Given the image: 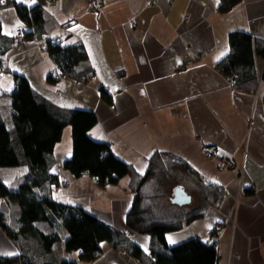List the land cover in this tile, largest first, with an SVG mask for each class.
Instances as JSON below:
<instances>
[{
	"label": "crops",
	"instance_id": "0c3cea01",
	"mask_svg": "<svg viewBox=\"0 0 264 264\" xmlns=\"http://www.w3.org/2000/svg\"><path fill=\"white\" fill-rule=\"evenodd\" d=\"M13 1L42 7L46 41L81 43L91 76L85 82L62 78L50 83L49 77L58 74L56 63L37 42H16L24 26L12 3L0 7V57L10 70L0 79V108L8 129L14 127L8 113L18 74L60 108L93 111L98 122L90 138L108 143L139 173H145L155 152L183 158L207 181L223 186L225 197L205 218L168 233V246L200 239L216 243L218 264H264V58L255 51L259 84L254 93L237 89L216 68L230 51V33L264 40V0H243L227 14L219 11V0H107L95 15L90 0ZM102 87L113 96V105L101 99ZM202 147L215 150L217 157L204 156ZM72 152V128L67 126L54 152L53 172L62 185L54 190L55 200L92 213L149 255L152 238L126 225L134 200L130 177L106 188L91 177L76 178L62 165ZM225 158L232 168L222 166ZM27 173L26 166L0 168V182L17 191ZM13 204L0 199L8 224L19 215ZM169 206L175 212L195 207ZM36 227L60 234L58 251L57 245L53 249L59 259H67L63 227L43 222ZM214 227L219 233L212 241ZM101 246L104 255L91 263L82 262L80 252L71 257L79 264H142L120 247ZM18 253L0 228V257Z\"/></svg>",
	"mask_w": 264,
	"mask_h": 264
},
{
	"label": "trees",
	"instance_id": "16d2710c",
	"mask_svg": "<svg viewBox=\"0 0 264 264\" xmlns=\"http://www.w3.org/2000/svg\"><path fill=\"white\" fill-rule=\"evenodd\" d=\"M242 1L219 0L218 9L227 14ZM9 3L15 7L24 26V38H15L16 42L48 36L41 6L28 8L13 0H2L0 7ZM53 41L58 39L47 41V53L56 63L58 74L49 77L50 83L56 84L62 78L85 82L86 75L91 73L86 65L88 57L84 46L79 42L66 45L64 41L54 46ZM229 44V53L216 68L229 79L233 77L237 89L256 92L259 76L254 54L256 51L264 58V40H254L249 33L235 31L229 35ZM2 59L0 57V65ZM15 78L16 88L10 96L13 129H8L0 108V168L26 166L28 173L17 191H11L0 182V199L19 207L18 218L13 224H8L0 212V228L19 249L16 256L0 257V264H79L56 256L53 248L61 242V236L56 231H41L36 227L40 222L63 227L68 234L64 241L65 252H80V260L86 263L101 255V245L105 242L124 249L142 264L219 263L216 243L208 245L200 239H190L170 247L166 236L205 218L211 208L218 207L225 197L223 186L207 181L183 158L166 152H155L148 160L145 173H139L116 157L108 143L90 138L89 132L98 122L93 111L60 108L37 92L27 78L18 74ZM99 92L102 100L113 105V96L104 87ZM67 126L72 128L73 152L63 162V168L76 178L95 179L102 188L130 177L129 190L134 194V200L126 225L131 231L152 238L149 255L92 213L55 200L54 190L62 185L59 175L53 172L54 152ZM178 175L197 182L201 199L192 209L175 212L169 208L171 200L163 186ZM178 184L170 189V193Z\"/></svg>",
	"mask_w": 264,
	"mask_h": 264
},
{
	"label": "built area",
	"instance_id": "2783aa9c",
	"mask_svg": "<svg viewBox=\"0 0 264 264\" xmlns=\"http://www.w3.org/2000/svg\"><path fill=\"white\" fill-rule=\"evenodd\" d=\"M107 0H90V5H91V14L95 15L97 12L102 8V6L106 3ZM157 0H149L150 4L156 3ZM16 38L17 40H22L24 38V31L22 29L17 30L16 33ZM39 47L42 49L44 52H48V42L44 38H39L35 40ZM61 40L58 41H53V45L56 46ZM9 72V68L6 64H1L0 65V79L2 76L7 74ZM88 76H91V74H88ZM230 80H233V77L230 78ZM202 153L204 156L208 158H216L217 157V152L215 150H212L208 147H202L201 149ZM222 165L224 167H232L233 162L230 159H223L222 160ZM219 230L217 227H214V229L210 232L209 237L212 241H214L218 237ZM214 239V240H213ZM212 243H208V245H211ZM101 255H104L101 253Z\"/></svg>",
	"mask_w": 264,
	"mask_h": 264
},
{
	"label": "rangeland",
	"instance_id": "374dc122",
	"mask_svg": "<svg viewBox=\"0 0 264 264\" xmlns=\"http://www.w3.org/2000/svg\"><path fill=\"white\" fill-rule=\"evenodd\" d=\"M10 71V70H9ZM9 73V72H8ZM9 114V119L8 120H11V112L10 113H8ZM8 125H9V128L11 127V122H8L7 123ZM203 154V153H202ZM223 166V165H222ZM233 167V166H232ZM232 167H225V168H232ZM180 182H182V183H186L187 184V191L192 195V198H193V201H192V204L191 205H199L200 204V199H201V197H200V189H198V187L195 185L197 182H194V180H193V182H191V180H189V179H185V177L184 176H179L178 175V177L177 178H175V179H173L172 180V182H170V183H168V184H166V185H164L163 186V191L164 192H166V194H167V198L170 200V198H171V194L172 193H170V189L174 186V185H176V184H178V183H180ZM179 185V184H178ZM165 187V188H164ZM13 190V189H12ZM11 190V191H12ZM169 203V202H168ZM190 205V206H191ZM12 206H14V204L12 205ZM17 207V206H16ZM183 207H186V209L188 208L187 206H183ZM185 209V208H184ZM15 211H18L17 210V208H15ZM56 251H58V245L56 246ZM73 253H76V252H73ZM73 253H67V259L68 260H74L73 258H75V259H77V257H74V255H73V258L71 257V255L73 254ZM103 255H99V257H102Z\"/></svg>",
	"mask_w": 264,
	"mask_h": 264
},
{
	"label": "water",
	"instance_id": "95a60500",
	"mask_svg": "<svg viewBox=\"0 0 264 264\" xmlns=\"http://www.w3.org/2000/svg\"><path fill=\"white\" fill-rule=\"evenodd\" d=\"M192 201V196L182 185H177L176 187H174L171 195V202L173 204L183 207L191 205Z\"/></svg>",
	"mask_w": 264,
	"mask_h": 264
},
{
	"label": "snow or ice",
	"instance_id": "6c2138e0",
	"mask_svg": "<svg viewBox=\"0 0 264 264\" xmlns=\"http://www.w3.org/2000/svg\"><path fill=\"white\" fill-rule=\"evenodd\" d=\"M0 2H2V0H0Z\"/></svg>",
	"mask_w": 264,
	"mask_h": 264
}]
</instances>
